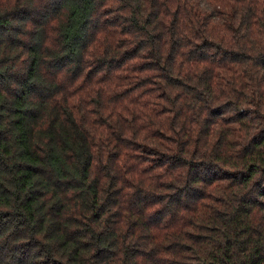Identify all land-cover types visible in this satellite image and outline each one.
<instances>
[{
	"label": "trees",
	"instance_id": "trees-1",
	"mask_svg": "<svg viewBox=\"0 0 264 264\" xmlns=\"http://www.w3.org/2000/svg\"><path fill=\"white\" fill-rule=\"evenodd\" d=\"M0 264H264V0H0Z\"/></svg>",
	"mask_w": 264,
	"mask_h": 264
}]
</instances>
